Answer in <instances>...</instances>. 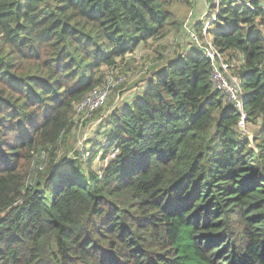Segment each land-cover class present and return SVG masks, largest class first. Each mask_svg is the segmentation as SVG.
<instances>
[{"label":"trees","instance_id":"1","mask_svg":"<svg viewBox=\"0 0 264 264\" xmlns=\"http://www.w3.org/2000/svg\"><path fill=\"white\" fill-rule=\"evenodd\" d=\"M178 3L189 0H0V264H264L258 0H219L208 30L242 60L251 140L190 50L108 116L107 145L83 166L53 164L102 68L177 28Z\"/></svg>","mask_w":264,"mask_h":264},{"label":"rangeland","instance_id":"2","mask_svg":"<svg viewBox=\"0 0 264 264\" xmlns=\"http://www.w3.org/2000/svg\"><path fill=\"white\" fill-rule=\"evenodd\" d=\"M235 1L237 4H241L249 3L252 0ZM218 2L219 0H189L187 5L182 3L173 4L171 10L177 21V28L172 26L164 37L140 44L132 54L117 58L113 67L102 68L104 78L106 75L116 71V73L126 76L127 82L122 87L114 90L103 106L92 115L80 118L73 113L71 128L67 132L65 139H62V143L59 144L56 158L54 157L53 160L55 170H69L71 163L76 166H83L81 163H84L88 158L85 161H81L79 157L80 151L85 149L91 151L95 145L102 146L103 144L105 146L108 139L107 131L110 129L106 124L108 116L114 110L120 109L123 105L132 101L136 95L142 93L145 89L144 85L149 77L148 75L161 69L167 62L172 61L178 55H184L190 50H195L196 47L190 39L191 34L195 35L198 40L204 38L210 40L211 35L208 30L217 21ZM258 3L264 8V0H258ZM214 15L215 20L213 18ZM211 21L212 23L209 24ZM225 55L232 65L234 73L239 76L242 65L241 58H232L230 60L228 55ZM130 65H133V67H128ZM142 66L148 67V71L145 74H139V67ZM251 130L250 124L246 123V133L240 132L251 139Z\"/></svg>","mask_w":264,"mask_h":264},{"label":"built area","instance_id":"3","mask_svg":"<svg viewBox=\"0 0 264 264\" xmlns=\"http://www.w3.org/2000/svg\"><path fill=\"white\" fill-rule=\"evenodd\" d=\"M250 10H254V6L249 2L245 4ZM215 15L213 16V18ZM215 20V18H214ZM212 20V21H214ZM212 21L209 23L211 24ZM190 39L195 45V50L200 52L203 57L209 60L211 65L210 83L213 93L221 97L223 103L232 106L237 110L240 118L237 124L239 131L246 133V114L243 108L244 95L241 87V77L234 73L233 67L227 59L225 53H221L217 47L214 46L212 38L207 40L198 38L191 34ZM139 74H145L148 71L147 66L139 67ZM113 71V70H111ZM127 82V77L121 74L110 73L106 75L101 85L89 92L81 101L74 105V113L77 117L92 115L98 111L101 106L108 100L110 94L121 85ZM251 140V139H249ZM107 145V142H106ZM91 151L85 149L79 152L81 161L89 158ZM116 151L110 152V159L115 157ZM79 160V159H78Z\"/></svg>","mask_w":264,"mask_h":264},{"label":"crops","instance_id":"4","mask_svg":"<svg viewBox=\"0 0 264 264\" xmlns=\"http://www.w3.org/2000/svg\"><path fill=\"white\" fill-rule=\"evenodd\" d=\"M128 67H133V65H130V66H128ZM148 76H150V75H148Z\"/></svg>","mask_w":264,"mask_h":264},{"label":"bare ground","instance_id":"5","mask_svg":"<svg viewBox=\"0 0 264 264\" xmlns=\"http://www.w3.org/2000/svg\"><path fill=\"white\" fill-rule=\"evenodd\" d=\"M250 10V9H249Z\"/></svg>","mask_w":264,"mask_h":264}]
</instances>
